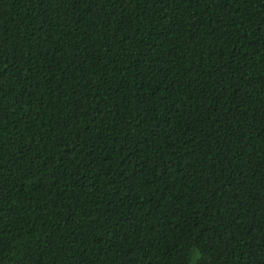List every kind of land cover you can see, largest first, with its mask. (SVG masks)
Listing matches in <instances>:
<instances>
[{"label":"trees","instance_id":"obj_1","mask_svg":"<svg viewBox=\"0 0 264 264\" xmlns=\"http://www.w3.org/2000/svg\"><path fill=\"white\" fill-rule=\"evenodd\" d=\"M0 264H264V0H0Z\"/></svg>","mask_w":264,"mask_h":264}]
</instances>
